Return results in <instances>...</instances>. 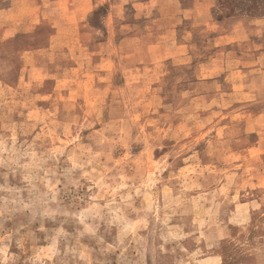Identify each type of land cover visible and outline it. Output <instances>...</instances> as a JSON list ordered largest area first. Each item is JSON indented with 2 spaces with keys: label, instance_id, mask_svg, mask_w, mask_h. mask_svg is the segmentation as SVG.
<instances>
[{
  "label": "rangeland",
  "instance_id": "1",
  "mask_svg": "<svg viewBox=\"0 0 264 264\" xmlns=\"http://www.w3.org/2000/svg\"><path fill=\"white\" fill-rule=\"evenodd\" d=\"M0 0V264H264V10Z\"/></svg>",
  "mask_w": 264,
  "mask_h": 264
},
{
  "label": "trees",
  "instance_id": "2",
  "mask_svg": "<svg viewBox=\"0 0 264 264\" xmlns=\"http://www.w3.org/2000/svg\"><path fill=\"white\" fill-rule=\"evenodd\" d=\"M218 4L225 10L223 17H229L241 11L252 13L264 10V0H218Z\"/></svg>",
  "mask_w": 264,
  "mask_h": 264
}]
</instances>
